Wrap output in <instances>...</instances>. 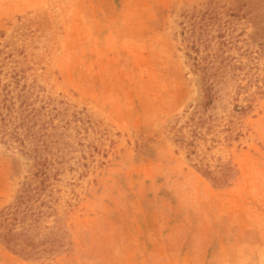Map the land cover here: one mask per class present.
Returning <instances> with one entry per match:
<instances>
[{"label": "rangeland", "instance_id": "374dc122", "mask_svg": "<svg viewBox=\"0 0 264 264\" xmlns=\"http://www.w3.org/2000/svg\"><path fill=\"white\" fill-rule=\"evenodd\" d=\"M212 1L236 15L204 105L188 29ZM28 87L60 110L65 238L0 237V264H264V0H0V111ZM34 171L0 132V210Z\"/></svg>", "mask_w": 264, "mask_h": 264}, {"label": "trees", "instance_id": "16d2710c", "mask_svg": "<svg viewBox=\"0 0 264 264\" xmlns=\"http://www.w3.org/2000/svg\"><path fill=\"white\" fill-rule=\"evenodd\" d=\"M221 8L218 3L210 2L188 29L193 51L189 54L204 72V105L212 104L216 98V76L222 68L216 66V62L229 59L230 55L225 52L233 42L230 35L233 20L231 17L224 20L223 13L230 16L236 13ZM203 50L207 52L200 58ZM27 89L20 103L9 92L4 94L5 111H0V132L5 141L19 144L23 152L34 159L35 182L26 183L16 200L0 210V237L13 252L39 257L58 251L64 244L65 229L58 225L57 197L51 189L52 180L58 178L61 168L57 167L54 172L53 169L57 163H63L60 159L64 156L58 151L62 149L64 133L59 131L63 125L55 123L60 110L55 105L50 107V102L40 107L35 105L31 88Z\"/></svg>", "mask_w": 264, "mask_h": 264}]
</instances>
